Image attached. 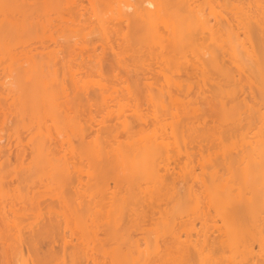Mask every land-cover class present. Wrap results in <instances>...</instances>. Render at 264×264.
<instances>
[{
	"label": "bare ground",
	"instance_id": "6f19581e",
	"mask_svg": "<svg viewBox=\"0 0 264 264\" xmlns=\"http://www.w3.org/2000/svg\"><path fill=\"white\" fill-rule=\"evenodd\" d=\"M60 1L0 0V102L8 107L14 106L18 118L13 127L15 134L21 128L31 130L23 122L26 117L35 124L34 134L26 140L31 145L30 160L28 163L21 161L18 169L24 172L26 181H33L34 176L42 172L47 174V190H54V195L60 199L58 208L49 204L42 207V212L38 203L30 213L19 212L15 201L24 196L18 190L6 188L0 174V218L5 245L1 264H264V224L261 222L264 221V0H253L248 4L236 0H223V4L216 0H174L177 9L173 12L163 7L164 0H144L152 5L151 9L136 7L126 0H109L97 7L96 1L88 0L94 16H100L97 20L101 21L98 25L103 35L106 34V22L115 21L121 29L123 26L131 30L139 28L126 15L131 9L135 21L144 27L145 39L155 44L162 43L164 38L158 34L161 26L172 37L176 35L172 44L178 43L176 46L181 48L190 43L183 37L184 33L190 30L198 32L204 42L208 41L205 53L209 67L230 75L218 60L220 54H227L239 71L245 63H251L256 78V83L251 82L254 90L248 86L250 91L240 103L230 107L221 104L217 121L219 124H233L230 129L221 125H193L191 118L196 109L191 107V111L187 110L188 103L166 90L172 81L165 74L157 95L147 91L146 99L154 111L158 108L163 110L166 121L156 119L157 126L151 131H139L128 137L126 143H106V155L111 156L110 161L114 162L108 166H100L101 162L90 163L86 171L95 178L92 188L96 192L103 191L108 179L118 183L119 173H123L129 174L130 186L138 187L140 181L154 183L155 186L141 190L153 194L156 184L163 182V176L159 175L162 169L156 165L158 157L169 158V152L180 154L181 143L186 144L190 140L205 144L206 151L199 150L194 154L185 149L183 164L175 173L172 168L173 174L188 178L192 185L176 198L171 211L159 217L158 226L165 234L171 235L167 247L160 250L158 238L145 237L141 244L112 231L110 239L115 246L110 252L100 253V259L93 254L98 239L92 235L91 227L87 228L85 220L90 217L92 225L95 222L92 216L98 214L104 218L119 217L121 203L102 204V208L94 211L96 205L80 208L79 203L73 202L74 198L68 197L63 190L72 182L65 153L56 157L45 153L42 148L44 137L51 135V128L56 136L66 141L71 155L99 159L101 143L94 139L91 144H80L77 149L69 147L65 127L79 128L80 125L72 118L61 123L54 117L55 99L67 96L63 84L58 88L53 86L57 74L49 67L56 61L58 50L48 49V46H43L39 52L16 50L18 44L26 43L38 31L37 38L55 42L52 34L61 26L52 24L50 19L41 20V17L49 15ZM91 56V61L97 58V54ZM159 61L167 66L173 64L170 60ZM199 61L195 60L192 65L194 69L202 70L196 64ZM22 63L26 66L22 67ZM65 72L76 90H87L90 85H96L99 93L95 99L104 106L103 110L107 109L106 113L111 111L108 103L114 101L118 124L128 129L123 114L124 106L128 104L127 87L108 85L95 68L86 79L77 77V71L69 64ZM27 80L32 82L24 88L22 81ZM172 84L179 87L175 82ZM25 91L28 95L23 97ZM118 91L121 95L114 96ZM256 93L259 102L255 101ZM164 96L168 98L167 104L163 101ZM0 109H4L1 103ZM128 110L137 116L133 107ZM180 114H186L181 122ZM5 120L3 113L0 128ZM102 122L99 120L97 124ZM16 138L21 143L20 138ZM219 158L221 169L216 164ZM168 164L163 166L166 172ZM80 173L81 170L76 172L79 180ZM133 194L134 191H128L130 197ZM44 213L48 218L38 230V236L45 235L53 240L57 230L61 229L62 245L61 251H51L39 257L35 252L36 237L24 240L23 234L26 229H32ZM28 218L30 220L23 223ZM23 243H26V251L22 249ZM121 244L126 246L122 248ZM255 259L259 262L254 263Z\"/></svg>",
	"mask_w": 264,
	"mask_h": 264
},
{
	"label": "rangeland",
	"instance_id": "374dc122",
	"mask_svg": "<svg viewBox=\"0 0 264 264\" xmlns=\"http://www.w3.org/2000/svg\"><path fill=\"white\" fill-rule=\"evenodd\" d=\"M95 5H104L109 0H94ZM136 7L152 8L144 0H126ZM163 7L173 12L177 9L174 0H164ZM223 4V0H216ZM244 4L253 0H236ZM100 15V14H99ZM131 21L134 20L139 28L134 30L126 29V27L118 28V25L113 21L106 22V34L103 35L99 29L97 18L92 13L88 0H61L52 10L49 15L41 17V20L50 19L51 23L58 24L61 29L54 31L52 38L55 42L47 39L37 38L40 34L38 31L34 36L28 38L24 44H18L16 50L32 49L33 52H39L43 46H48V49L54 48L58 50L57 59L54 63H50L49 67L56 70L57 80L53 83L54 87H59L63 84L66 87L67 96L55 99L54 117L63 123L67 118H72L78 122L79 128L65 127V132L68 135L69 147L78 148L80 144H91L94 139L101 143V156L99 159H90L85 156L79 157L71 155L68 151L66 141L61 140L62 137L56 136L54 129L51 128V135L44 137L43 150L47 154H53L56 157H61L65 153L67 162L69 163V171L72 175V182L66 185L63 190L68 197L74 198L73 202H78L79 207L83 208L87 205H96L93 208L97 210L102 208V204H111L116 201L121 203V211L119 217H106L98 214L92 216L94 223L91 225L90 217L85 220L87 228L94 238L98 239V243L94 246V256L101 258L100 253L110 252L115 246L114 241L110 239L111 232L128 236L132 240H138L143 243L145 237L158 238L159 249L167 247L170 242L171 235L165 234L158 226L159 217L173 208L175 200L178 196L185 192L188 186L192 183L188 178L179 177L173 174L185 161V149L188 152L196 154L199 150L206 151L205 144H198L197 141L190 140L186 144L180 145V154L169 152V158L161 155L156 160L157 167L162 170L159 175H162L163 182L157 183V189L153 194L143 193L141 190L155 186L154 183L138 182L137 186L128 184L127 176L129 174L119 173V182L116 183L113 179L106 181V186L103 191L96 192L92 185L95 182L93 175L87 174L86 169L90 163L101 162L100 166H108L113 164L111 156L106 155L108 147L105 144L114 142L113 144H123L128 140V137L137 134L139 131L149 132L156 124V119L165 122L167 118L163 116V110L158 108L154 111L151 103L146 99L147 91H151L152 95H157L163 83L162 76L167 75L170 80L179 85L176 87L172 83L166 88L173 96L179 97L181 100L188 103L187 110L191 107L196 109L195 115L191 118V123L202 126L221 125L222 128L230 129L233 124H219L217 119L220 116L221 104L230 107L242 101V98L250 91L249 87L252 83H256L253 65L245 63L242 70H237L232 64L227 54H220L219 61L230 75H223L208 66L206 63L208 41L204 42L201 34L198 32L184 33L185 40L190 43L183 47H177L172 44V40L176 38L166 32L159 26L158 34L164 41L160 44H155L144 38V27L141 23L135 21L133 10H128L126 13ZM194 36V38H193ZM123 38V39H122ZM213 49V48H211ZM47 50V49H46ZM92 54H97V58L93 59ZM91 57V60H90ZM94 60H96L94 62ZM159 60H170L173 64L166 65ZM200 60L199 69H194L192 62ZM36 62H39L36 60ZM71 63V64H70ZM68 64L77 71V77L88 78V75L93 73L94 68L101 74L104 82L115 87H127V102L124 106L125 121L127 130L123 129L118 124L116 119L117 106L114 101H110V112L106 113L104 106L100 105L97 100L99 89L96 85H90L87 90H76L73 86L70 76L65 72V67ZM22 67L26 63L21 64ZM204 67V68H202ZM233 77V79H231ZM122 82L118 84V82ZM32 81H22L24 88H27ZM252 86V85H251ZM246 92L242 93V90ZM254 90V86H252ZM122 92H125L123 90ZM28 92L22 94L26 97ZM121 95V91L114 93V96ZM163 101L167 104L168 98L164 96ZM255 101L259 102L257 93ZM4 109H0V117L3 113L6 115V120L0 128V174L6 188L18 190L24 197L15 201L16 208L19 212H32L38 203L40 208L45 205L53 204L57 208L60 199L54 195V190H47L45 184L48 182L47 174L42 172L34 176L33 181L24 180V172L18 169L21 161L28 163L32 154L30 144L27 137L34 134L35 124L30 122L26 117L23 120L25 126L31 127V130L21 128L17 134L13 132V127L18 118L14 113V106H6L3 101L0 102ZM31 106V105H30ZM133 107L137 116L128 110ZM36 112V109L31 106ZM191 111V110H190ZM186 115V114H185ZM185 115L180 114V122L184 120ZM64 116H66L65 119ZM102 120V124L97 122ZM194 122V123H193ZM159 123V122H158ZM264 130V129H263ZM20 138L21 143L17 142ZM31 153V154H30ZM109 161V162H107ZM169 163V164H168ZM168 164V171L163 168ZM217 166L221 169L220 158L216 161ZM174 168V169H172ZM81 170L80 180L76 174ZM78 181L81 183L79 184ZM187 181V182H186ZM134 191L132 197L128 195V191ZM42 212L44 209L42 208ZM212 214V211H211ZM43 218L32 228L26 229L23 238L30 239L36 237V255L39 257L45 256L51 251H61V229H58L54 239L47 236H38V230L43 227L48 218V214L44 213ZM185 218H183L184 220ZM30 218L23 220L27 223ZM264 224V221H261ZM199 226L198 219L196 220ZM262 224V225H263ZM3 223L0 218V264L2 262V251L5 247L3 244ZM264 230V225H263ZM89 231V232H90ZM126 245L121 244L124 248ZM22 249L26 251V243L22 244ZM257 249V247L255 248ZM158 257L154 256L156 259ZM10 259V258H9ZM107 261V259H104ZM258 263V259L253 261Z\"/></svg>",
	"mask_w": 264,
	"mask_h": 264
}]
</instances>
